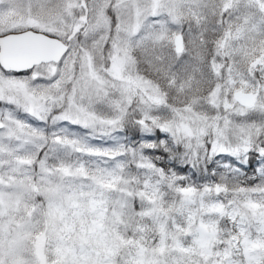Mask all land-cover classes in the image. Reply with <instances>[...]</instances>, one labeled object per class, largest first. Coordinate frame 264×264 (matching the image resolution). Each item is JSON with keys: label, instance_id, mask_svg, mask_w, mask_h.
Here are the masks:
<instances>
[{"label": "snow or ice", "instance_id": "6c2138e0", "mask_svg": "<svg viewBox=\"0 0 264 264\" xmlns=\"http://www.w3.org/2000/svg\"><path fill=\"white\" fill-rule=\"evenodd\" d=\"M0 264H264V0H0Z\"/></svg>", "mask_w": 264, "mask_h": 264}]
</instances>
